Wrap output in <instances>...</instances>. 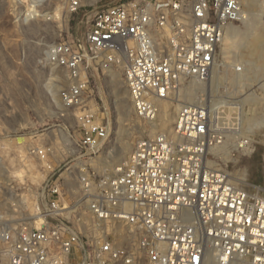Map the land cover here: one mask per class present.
I'll use <instances>...</instances> for the list:
<instances>
[{"label":"built area","instance_id":"obj_1","mask_svg":"<svg viewBox=\"0 0 264 264\" xmlns=\"http://www.w3.org/2000/svg\"><path fill=\"white\" fill-rule=\"evenodd\" d=\"M41 2L59 4L68 15L94 11L82 38H67L46 55L48 65L64 72L59 99L75 111L77 146L85 154H97L107 139L87 101L90 69L122 67L139 120L153 123L164 104L179 106L171 133L138 141L123 170L93 183L85 205L65 203L49 164L30 200L24 170L17 172L21 194L10 205L28 213L0 224V264H137L140 257L145 264H264V186L237 183L227 169L209 165L212 151L232 138L233 153L253 152L254 136L241 135L245 93L224 85L193 105L180 100L186 86L209 85L216 68L228 67L220 50L225 30L246 21L239 0H38L34 6ZM26 154L46 157L34 147ZM122 234L132 248L117 241Z\"/></svg>","mask_w":264,"mask_h":264},{"label":"rangeland","instance_id":"obj_2","mask_svg":"<svg viewBox=\"0 0 264 264\" xmlns=\"http://www.w3.org/2000/svg\"><path fill=\"white\" fill-rule=\"evenodd\" d=\"M243 11L257 13L248 8L246 0H240ZM264 10V0H256ZM28 3V4H27ZM28 0H0V224H15L24 220L28 209L12 207L11 201L19 199L21 188L17 172L24 170L25 183L29 190L24 196L30 200L48 173L46 164L55 168L54 178L63 186L65 203L81 199L84 203L90 198L93 183L99 177L117 175V168L124 169L138 141L158 134L159 117L147 123L135 117L121 66H112L106 71L90 69V88L87 101L97 109V116L107 128L105 145L95 155H87L77 146L79 137L75 111L63 107L59 91L67 86L64 72L46 62L48 50L67 38H82L89 28L93 9L81 10L68 15L59 4L47 6L42 2L29 7ZM262 19L263 15H262ZM244 25L236 26L243 30ZM264 42V37L262 38ZM255 46L259 41L255 40ZM226 59L229 66L244 65L237 60ZM229 63V64H228ZM227 69V70H226ZM231 68L226 67L228 72ZM224 70V69H223ZM222 69L215 74L213 90L220 86L239 89L249 95L252 92L263 97L256 82L250 86L236 75L224 73ZM231 72V71H230ZM235 78V79H234ZM236 80L247 89H241L230 81ZM223 82V83H222ZM191 86H186L182 94ZM193 103H197L209 85L198 84ZM229 87V86H228ZM213 95V94H212ZM245 95V94H244ZM247 96L244 101L247 118L251 112L264 111L263 105L251 104ZM188 104V103H186ZM178 106L175 103L170 107ZM175 113H172V129ZM246 120V117H245ZM244 120V122H245ZM242 136H254L253 152L233 153L235 140L226 145L229 158L219 155L212 159L213 167L227 169L232 178L240 184L250 183L264 186V126L252 133L245 130ZM234 142V143H233ZM38 148L46 153L45 160L28 156V148ZM228 147V148H227ZM46 148L49 151H46ZM13 186V190L10 189ZM86 187V189H85ZM18 193V196L16 195ZM29 208V206H28ZM81 212V211H80ZM106 233L105 227L100 229ZM117 241L132 248L133 243L123 234ZM137 264H145L143 257Z\"/></svg>","mask_w":264,"mask_h":264},{"label":"bare ground","instance_id":"obj_3","mask_svg":"<svg viewBox=\"0 0 264 264\" xmlns=\"http://www.w3.org/2000/svg\"><path fill=\"white\" fill-rule=\"evenodd\" d=\"M28 1H30L29 4H31L28 6L33 8L35 7L34 4L38 0H28ZM239 2L242 5L240 0ZM245 2L248 8H253L256 10L259 9V10L257 11V13L246 12V21L243 22L244 25L243 30H241L236 26H230L225 30L222 39L220 54L222 55L223 62H225L226 59L231 58L232 59L231 62L234 64L235 62H237L238 59H240V61L244 65L242 67V72L240 74H234L230 72V69L228 72L230 74L236 75L234 76L236 77V79L238 77L239 79L241 78L245 80L246 82H248L249 86L253 82H256L259 85L260 89L262 90V94L264 95V42H262V38L264 37V20L262 19V15L264 10H262V7L258 5V2L256 0H246ZM255 40L259 41L258 46L254 45ZM229 66H235V65L229 64ZM216 69L214 70L211 77V81L209 83V87L211 89H213L216 86L214 85V82H216L215 81ZM226 70L224 69L223 72L228 74ZM230 82L233 84H237L241 89H247L246 85H244L239 81L231 80ZM197 85L198 84L196 83H192L191 86H189L186 89V91H184V93L182 94V98L184 102L188 103V105H193L196 103L195 102L192 104L195 95V90L198 87ZM200 86L201 88H204L203 85ZM247 96L249 98L248 101L251 104H254L255 106L260 105V107L263 105L264 107L263 97L260 98L254 95L252 92H250V94L248 95L246 92L244 95V101H246ZM178 106L170 107V104L163 105L159 121L157 122L159 127L161 128L159 130L160 132L171 133L172 129L170 128V125L172 122V113L177 111ZM245 117L246 120L244 118L245 120L244 128L249 133H252L264 126V111L262 112V109L260 112L257 113L255 111L251 112V117L249 118H247V115L245 114ZM227 142L223 147L214 149L212 151L213 154L215 156L219 155L221 158H229L231 154L229 151H226ZM209 165L213 167V162H210ZM116 171H119V168Z\"/></svg>","mask_w":264,"mask_h":264}]
</instances>
